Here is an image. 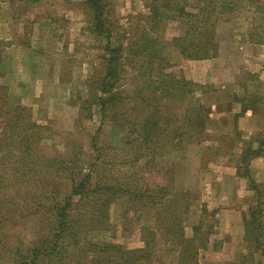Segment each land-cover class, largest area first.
<instances>
[{"label":"rangeland","instance_id":"obj_1","mask_svg":"<svg viewBox=\"0 0 264 264\" xmlns=\"http://www.w3.org/2000/svg\"><path fill=\"white\" fill-rule=\"evenodd\" d=\"M18 1L26 4V0ZM102 2L105 3L103 32H98L93 13L84 0H74L71 10H65L68 13H63L60 5L49 12L57 23L49 25L48 30L42 31V35L47 41L44 42L45 45L53 50V54L45 59L52 62L48 64L49 67L56 68L54 83L36 108L21 103L14 94L16 102L29 108L32 119L46 127L40 130L42 140L35 144V152L42 157L40 166L36 165L35 169H47V175L38 183L33 180L37 175L32 173L31 166L27 164L30 159L15 160L16 165L24 172L23 181L19 184L10 183L5 187L0 185L1 201H11L4 208L0 206V264H26V256L32 257L27 248L31 241L46 233L44 222L52 212L48 205L58 202L69 192L70 176L74 174L76 180H80V175L75 174L78 166H83L81 169L86 172V166L92 163V168L94 164L93 184L105 178L112 183L122 182L125 185L137 176L141 179L139 184H171L176 189L187 191L192 198L210 191L206 186L208 181H212L210 178L217 180L221 176H230V169L224 165L236 160L238 150L245 148L252 135L246 137L236 130L231 137L219 138L220 147L223 146L221 151L226 155L218 158L215 156L216 160L210 162V165L209 151H215L214 147L207 148L209 153L206 149L203 150L199 157L196 146L184 153L182 148L171 150L169 142H165V155L161 158L149 148L154 131V117L159 118V124H164L166 119L170 124H177L182 119V78L191 80L199 91L213 87H221V90L225 88L226 91L221 93L224 102L232 98L233 93L237 94V98L257 95L262 98L254 107L264 108V32L257 30L251 35L249 17L220 22L216 31L219 43L217 56L201 61L185 59L177 48L171 46V38L181 34V27L174 21L166 20L160 25V30L153 31L151 36L155 41L147 48L140 45L138 32L140 25L144 24L140 18L148 16L146 3L149 0ZM15 12L18 17H24L26 8L18 7ZM22 38L18 43L26 46V32L22 34ZM257 39L263 41L255 43L254 40ZM9 42L0 40V46L5 50ZM247 43L253 45L252 49L247 47L242 50ZM119 44L122 52L116 75L108 79L106 59L109 53L106 47H117ZM50 49L45 48L44 52ZM159 56L165 57L167 63H161ZM10 67L12 64L9 69ZM7 68L8 66L3 65V69ZM174 79L179 81L177 88ZM106 82L113 86L102 89ZM175 94L177 99H174ZM205 101L208 100L205 98ZM153 102L157 104V112L152 109ZM213 126L214 123L208 119L206 130ZM164 136V133H159L156 139L160 140ZM92 140L95 141L94 144ZM20 156L23 155L16 154L15 158ZM46 157L54 158L55 162L53 160L51 163L55 165L45 167L43 161ZM164 158L172 162L171 169L163 170V174H156L152 164L157 160L163 161ZM61 160L63 164L59 163ZM237 164L243 167L240 161ZM60 166L65 167L59 169ZM209 167H213L214 171H210ZM221 170L225 173H221ZM125 187L130 189L127 185ZM259 191L264 204V183ZM128 194L112 201L105 211L108 222L101 226L95 224L90 236L134 249L143 247L144 230L154 232L157 244L155 249H159L154 257L159 253L161 257H158L160 263L153 257L152 264H178L182 244L172 246L165 243L171 236L168 233L166 237L160 234L162 229L159 211L131 203L128 199L132 197ZM254 197L250 205L252 207L256 205L255 193ZM77 198L78 196L75 197ZM31 199L36 203L32 204ZM245 203L242 205L245 206ZM196 210L198 208L193 204L186 217L183 218L181 214L184 232H189L190 226L197 221ZM261 221L264 226V211ZM212 225L213 219H207L202 230ZM147 238H152V235L148 234ZM261 241L264 245V232ZM253 248L254 243H251L245 254V264H264V255L259 251L253 252ZM193 264H205V261H199L197 257Z\"/></svg>","mask_w":264,"mask_h":264},{"label":"trees","instance_id":"obj_2","mask_svg":"<svg viewBox=\"0 0 264 264\" xmlns=\"http://www.w3.org/2000/svg\"><path fill=\"white\" fill-rule=\"evenodd\" d=\"M84 3L89 11L93 13L98 32H103L105 3L102 0H84ZM146 7L149 12L148 16L140 18L144 22L140 25L138 32L141 40L140 45L147 48L149 44L151 45L155 41L151 36L152 32L160 30V25L164 21H174L181 27V34L173 36L170 44L172 47L177 48L185 59L205 60L217 56L219 43L216 31L218 24L222 21L237 17H249L252 27L251 35L255 34L257 30H263L264 32V0H149ZM254 41L257 43L263 40L257 39ZM106 49L109 53L106 59L109 79L116 75L117 66L121 59L122 46L121 44L117 47L108 46ZM3 55L4 48L0 46V78L5 70L3 69ZM159 57L161 63H167L165 57ZM178 82V80H175V86ZM181 83L182 119L177 124H170L167 119L164 124H159V118L154 117L152 119L154 121L152 124L154 131L149 148L152 149V153L160 158L165 155V147L163 148L165 142H169L171 150L182 148V152L185 153L188 145L200 143L208 137L206 125L211 110L200 101L198 95L209 91H226L225 88L221 90V87L199 91L191 80L184 78H182ZM112 86L113 84L106 82L102 89H109ZM161 92L162 89H160ZM231 95L234 101L241 104L242 111L252 109L254 104L261 101L262 98L257 95H243L241 98H237L238 96L235 93ZM173 96L174 99H177L176 94ZM15 98L9 88L0 82L1 187L15 182L19 184L23 181L24 172L16 165L18 160L30 159L27 164L31 166L32 173L37 175L35 179L33 178L36 182H41L47 175V169H35L36 165L40 166V159L42 158L40 154L35 152L37 150L36 145L42 140L40 130L42 131L46 127L32 119L29 108L23 106L20 102H16ZM171 98L173 97L171 96ZM151 106L152 109H155V112L158 111L157 104L153 102ZM169 113H171L170 109ZM159 133H164L166 138L156 139ZM252 139L246 142L245 148L242 149L239 161L243 163V167L238 166L237 172L238 175L249 179L250 188L254 190L256 195V205L249 207L248 213L244 216V225L249 247L251 243H254L253 252L259 251L263 256L264 245L261 237H263L264 226H262L261 217L264 204L261 196H259L261 184L255 183L252 179L248 165L254 157L262 156L264 159V135H259L255 139V146L252 144ZM94 143L95 141H93ZM166 151L168 150L166 149ZM16 154H22L23 156L15 158ZM53 160L54 158L46 157L43 161L45 167L54 166L55 164L52 165L51 163ZM59 163L63 164V161L61 160ZM171 163L169 160L167 161V158H164L163 161L157 160L154 162L152 167L155 169L156 174H163V170L169 171L171 169ZM93 165L92 168L86 166V172L81 169L83 166H78L75 174L80 175V180L77 181L74 174L72 177L70 176L69 192L64 194L58 202L54 204L52 202L48 205L52 212L47 218L45 217L46 233L31 241L27 251L31 253L32 257L29 258V255H27L24 263L152 264L155 252L159 250L155 249L157 244L154 239V232L144 230L143 247L134 249L125 248L123 245L112 241L96 240L90 236L95 224L101 226L108 222L105 211L112 201L127 193L132 197L128 199L131 203H136L139 207L153 208L155 211H159L160 228L162 229L160 234L163 237H166L167 233L171 236V239L166 240L165 243L172 246L182 244L177 263L193 264V261L196 262V255L200 248H206L204 243L206 238L202 236L200 226L196 225H193L192 236L186 237L184 226L181 225V214L184 218L185 214L189 212L191 206L195 203L196 195L192 198L190 193L176 189L171 184L159 182L153 185L139 184L141 179H138L137 176L125 185L122 182L112 183V181L105 178L93 184V173L95 171ZM61 167L65 166H60L59 169ZM126 185L130 187L129 190L125 187ZM145 185L147 186L145 187ZM76 196H78L77 199H75ZM37 199L39 200V198ZM10 202V199H3V201L0 199V206L4 208ZM31 203L35 204L36 202L31 199ZM42 218L44 219V217ZM155 231L157 230L155 229ZM148 234H151L152 238L148 239ZM245 258L244 255L240 264L246 263Z\"/></svg>","mask_w":264,"mask_h":264},{"label":"crops","instance_id":"obj_3","mask_svg":"<svg viewBox=\"0 0 264 264\" xmlns=\"http://www.w3.org/2000/svg\"><path fill=\"white\" fill-rule=\"evenodd\" d=\"M73 4L74 0H66V2L63 0H26L24 5L18 0H0V40L10 41L3 55V65L8 68L4 70L0 82L17 95L20 102L26 106L38 107V102L54 83L56 68L49 67L48 64L52 62L45 59L53 54V50L45 45L44 42L47 43V41L42 35V31L48 30L49 25L57 23L49 12L54 11L60 5L64 10L63 13H68L65 10H71ZM18 7L26 8L24 17L17 16L15 10ZM72 24L70 21V25ZM41 26H43L42 29ZM24 32H26V46L18 43L23 40ZM52 42H50V46ZM247 44L242 47V50H246L247 47L252 49L253 45ZM45 48L50 51L44 52ZM11 64L12 67L9 69ZM221 93V91H209L198 95L200 101L211 110L209 122L214 123V126L210 130H206L208 137L204 141L188 145L186 148L187 150L196 146L197 154L200 157L199 153L203 150L207 151V148L214 147L215 151L211 150L210 153L207 151L209 158L212 159H209L210 161L207 159L209 165L212 164L210 162L216 160L215 156L218 158L226 155L224 151H221L223 146L220 147L221 142L218 141L222 136L231 137L237 130L246 137L252 135L248 141L254 137L252 144L255 146L257 136L264 135V108L256 109L254 107L242 111L239 102L232 98L224 102ZM205 98L208 101H205ZM238 151L236 160L231 164L226 162L224 165L225 168L230 169V176H221L217 180L210 178L212 181L206 183L210 191L208 190L200 196L197 194L194 203V206L198 208L196 210L197 221L190 226L189 232L185 230V236L191 237L193 225L200 226L202 236L206 238L204 241L206 248H200L196 258L198 257L199 261L203 259L205 264H240L242 257L249 249L244 216L255 197L254 190L250 188L249 179L238 175L237 162L242 149L240 148ZM248 166L250 176L255 183L263 184L264 159L262 156L252 158ZM209 169L214 171L213 167H209ZM221 173H225L224 170H221ZM204 176L207 180V171ZM244 202H246L245 206L242 205ZM211 218L213 225L202 230L203 224ZM159 255L161 257V253L154 257L155 260L157 258L159 261Z\"/></svg>","mask_w":264,"mask_h":264}]
</instances>
